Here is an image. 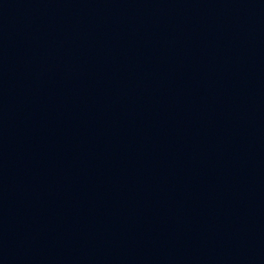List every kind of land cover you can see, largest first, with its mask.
Segmentation results:
<instances>
[{"label":"water","instance_id":"obj_1","mask_svg":"<svg viewBox=\"0 0 264 264\" xmlns=\"http://www.w3.org/2000/svg\"><path fill=\"white\" fill-rule=\"evenodd\" d=\"M0 264H264V0H0Z\"/></svg>","mask_w":264,"mask_h":264}]
</instances>
